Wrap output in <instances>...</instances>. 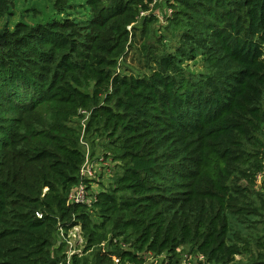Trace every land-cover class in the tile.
I'll use <instances>...</instances> for the list:
<instances>
[{"label": "trees", "instance_id": "1", "mask_svg": "<svg viewBox=\"0 0 264 264\" xmlns=\"http://www.w3.org/2000/svg\"><path fill=\"white\" fill-rule=\"evenodd\" d=\"M155 2L86 0L84 23L0 30V264H183L184 247L198 264H264L236 261L230 215L257 210L229 184L264 128V0H165L177 47L142 43V74L120 73ZM154 21L142 19L138 39ZM198 56L204 72L184 73ZM77 117L121 171L90 204L70 205L85 162ZM74 228L84 251L68 258L61 234Z\"/></svg>", "mask_w": 264, "mask_h": 264}, {"label": "rangeland", "instance_id": "2", "mask_svg": "<svg viewBox=\"0 0 264 264\" xmlns=\"http://www.w3.org/2000/svg\"><path fill=\"white\" fill-rule=\"evenodd\" d=\"M149 15L155 18V21L148 26L147 38L138 39V31L142 29V19ZM169 15L165 0H156L150 6L149 12L140 13L135 24L138 44L129 50L126 58L118 59L117 71L135 76L142 74L138 61H142L143 64L144 60L137 52L142 43L157 54L174 51L177 47L176 39H173L176 30L168 25L167 17ZM64 17L86 22L90 17L86 0H10L7 14L0 18V30L4 27L12 29L18 22L37 25ZM130 29L127 27L128 31ZM132 58L135 60L133 61ZM180 68L186 74L198 75L204 72V64L200 56L194 61L183 60ZM260 104L264 109V98ZM30 115H32L31 119L44 116L40 111ZM86 120L87 117L72 119L75 127L80 131V147L85 155V160L89 162V165L93 164L101 175L98 180L94 181V184L89 186V195L95 197L99 192L111 186L121 169L120 164L114 160V154L104 147L107 144L104 136L85 133ZM244 149L251 156L247 166L241 167V170L246 171L247 177L240 170L229 181V184L241 193L236 196V203L250 207V211L257 210L256 214L230 215L231 239L241 247V255L236 257V261L242 263L258 260L264 255L262 247V243H264V128L257 135V140L244 144ZM105 170L108 172L107 176L103 174ZM61 242L63 243V254L68 258L74 254L82 255L84 242L79 235V229L69 232L66 237L61 239ZM188 250V247H184L183 264H198L201 258L188 254ZM83 257L90 258V255L87 253ZM163 258L150 256L147 258L146 264H160Z\"/></svg>", "mask_w": 264, "mask_h": 264}, {"label": "built area", "instance_id": "3", "mask_svg": "<svg viewBox=\"0 0 264 264\" xmlns=\"http://www.w3.org/2000/svg\"><path fill=\"white\" fill-rule=\"evenodd\" d=\"M97 172L96 167L93 164L89 165V162L85 160L80 169L79 182L74 190L68 195V203L72 204H90L94 200V196L89 195V186L94 184V181L98 180L101 175ZM104 176H107L108 172L104 171ZM79 228H74L72 231ZM61 238L62 234H61Z\"/></svg>", "mask_w": 264, "mask_h": 264}]
</instances>
